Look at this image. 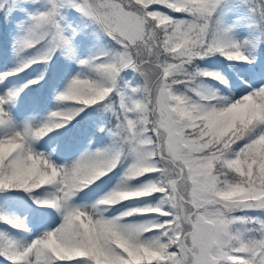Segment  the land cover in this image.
<instances>
[{
	"label": "snow or ice",
	"instance_id": "obj_1",
	"mask_svg": "<svg viewBox=\"0 0 264 264\" xmlns=\"http://www.w3.org/2000/svg\"><path fill=\"white\" fill-rule=\"evenodd\" d=\"M223 2L65 0L97 25L117 50L106 60L97 57L100 62L95 64L80 61L90 76H77L57 97L74 107L52 112L42 125L26 124L0 138V191L33 193L53 186L57 194L51 201L34 202L63 210L58 227L26 246L0 236V257L8 264H264V221L235 215L264 211V86L234 101L205 98L198 90L202 77L227 81L219 74L190 70L195 60L214 54L248 64L255 59L221 30L216 14ZM48 5L47 11L31 18L21 42L22 50L40 45L47 51L4 73L5 79L33 63L48 64L52 53L68 44L57 20V0H48ZM233 7L248 9L258 17L256 26H264V0H236ZM127 69L142 84L131 88L136 97L131 104L121 94L114 110L117 123L111 135L116 148L86 153L68 167L34 150L35 143L66 127L85 108L109 101ZM18 95L0 96V125L11 124L5 105ZM106 107L112 110L111 103ZM125 150L133 162L121 185L89 210L70 207L77 194L117 166ZM146 174L155 179L139 189L127 187V181ZM157 193L160 202L155 206L129 208L111 219L103 215L109 206ZM149 214L157 219L126 221ZM0 221L23 228L6 217L0 216ZM237 225L248 227L238 230Z\"/></svg>",
	"mask_w": 264,
	"mask_h": 264
},
{
	"label": "trees",
	"instance_id": "obj_2",
	"mask_svg": "<svg viewBox=\"0 0 264 264\" xmlns=\"http://www.w3.org/2000/svg\"><path fill=\"white\" fill-rule=\"evenodd\" d=\"M59 4L57 20L63 29V34L68 40V44L58 47L51 56L48 64L33 63L31 67L19 72L15 82V90L22 94L28 102L36 100L40 104L49 100L48 113L55 111H65L74 107L72 102L59 101L57 97L66 91L70 82L80 76H90V69L87 65H82L80 61H89L93 64L100 61L97 57L107 59V55L116 51L114 43L104 34L97 25L83 17L76 9L65 3V0H57ZM236 0H224L221 4L216 19L221 30H227L229 41L236 43L237 37H242L244 49L250 57L255 59L251 64L242 61H229L224 56L214 54L204 59L194 61L190 70L199 69L210 74H219L227 81L221 83L213 75L202 77L199 81V92L205 98L216 96L223 98L228 91V86L246 87L236 81V76L244 71H250L253 66L258 69L264 68V26L257 27L254 16L246 8L237 9L233 7ZM48 0H0V57L11 56L14 61V68L17 70L25 63L38 59L45 51L46 47L38 45L36 48L22 50L21 42L32 26V17L47 11ZM174 19H185L182 14L169 13ZM43 75L39 84H32L29 81L38 79ZM142 84V79L127 69L121 73L118 79V90L109 101L104 104L85 108L66 127L54 130L58 136L59 144H75L80 150L79 159L86 153L97 151H109L117 147V140L111 135L117 123L114 110L119 108L121 94L125 103L131 104L136 97L132 94L131 88ZM23 89V91H20ZM180 92H184L180 86ZM221 90V93H217ZM190 96L192 94H189ZM196 98V97H193ZM112 104V110L106 105ZM47 113V114H48ZM133 157L127 154L126 150L121 154L117 166L106 176L97 180L89 188L84 189L73 199L84 201L91 200L96 205L103 197L117 189L121 185L122 178L131 166ZM155 179L154 174H146L131 181H127L129 189H139L144 184ZM51 186H45L33 193H26L23 190L0 191V216L13 219L14 210L21 202L28 203L42 211L43 202ZM160 202V194L150 197L136 198L123 201L114 206L107 207L103 215L111 219L119 217L129 208H145L155 206ZM241 218H256L264 221V211H241L235 213ZM153 214L126 218L127 222L146 223L156 220ZM6 227L9 224L0 221V235L5 239L10 238V233ZM238 230L245 229L247 225H237ZM3 257H0V261Z\"/></svg>",
	"mask_w": 264,
	"mask_h": 264
},
{
	"label": "rangeland",
	"instance_id": "obj_3",
	"mask_svg": "<svg viewBox=\"0 0 264 264\" xmlns=\"http://www.w3.org/2000/svg\"><path fill=\"white\" fill-rule=\"evenodd\" d=\"M241 38L236 39V43L241 44ZM246 55V54H245ZM14 61L11 56L0 57V96H6L9 93H15V82L19 74L12 75L4 78V73L15 72L13 67ZM236 81L246 87L237 86L233 88L228 87V91L224 94L223 98L228 100H237L243 95H246L250 91L255 90L260 86H264V68L258 69L253 66L250 71H244L237 75ZM221 93L220 91H217ZM46 103L40 104L36 100L28 102L21 94L16 96L5 105V110L11 118V124L8 126L0 125V138L6 133L16 130H21L26 124L39 126L47 122L49 117L45 114L47 110ZM34 150L37 153H43L46 157H49L51 161L60 166L68 167L79 160V148L75 144H59L58 136L54 131L48 133L43 139L34 144ZM51 190L47 193L43 201H51L57 194L55 187L51 186ZM43 205L42 211L38 208L21 202L19 206L14 210L13 221L19 222L23 225L22 229L13 227H6L10 233V240L16 242L21 246L30 244L35 239L43 236L45 232L53 231L62 223L63 210L56 209L54 207H48ZM69 206L72 208H80L89 210L93 207L92 201L74 200L69 201ZM0 236H4L1 234ZM0 264H8V261L3 259Z\"/></svg>",
	"mask_w": 264,
	"mask_h": 264
}]
</instances>
